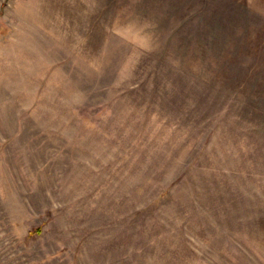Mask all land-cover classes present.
<instances>
[{
    "label": "rangeland",
    "instance_id": "1",
    "mask_svg": "<svg viewBox=\"0 0 264 264\" xmlns=\"http://www.w3.org/2000/svg\"><path fill=\"white\" fill-rule=\"evenodd\" d=\"M0 264H264V0H0Z\"/></svg>",
    "mask_w": 264,
    "mask_h": 264
}]
</instances>
